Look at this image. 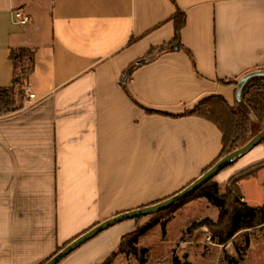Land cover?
<instances>
[{"label":"crops","instance_id":"obj_1","mask_svg":"<svg viewBox=\"0 0 264 264\" xmlns=\"http://www.w3.org/2000/svg\"><path fill=\"white\" fill-rule=\"evenodd\" d=\"M20 48L33 69L20 109L0 116V264H43L97 224L178 193L218 158L216 125L145 108L180 115L212 95L238 104L229 83L264 70V0H0V88L13 86ZM263 161L260 144L216 182ZM254 181L264 196V169L239 183L250 207L244 185ZM137 228L116 224L59 264H104Z\"/></svg>","mask_w":264,"mask_h":264},{"label":"trees","instance_id":"obj_2","mask_svg":"<svg viewBox=\"0 0 264 264\" xmlns=\"http://www.w3.org/2000/svg\"><path fill=\"white\" fill-rule=\"evenodd\" d=\"M175 23V36L172 44H177L180 41L181 30L185 25V15L182 12H178L173 18ZM165 50V48L153 49L150 51L148 56L142 60L140 64L146 63L152 60L154 57L159 55ZM11 60L14 63L15 75L13 80V86L10 88H0V116L9 113V110L2 112L1 107L12 105L14 103L11 100V95L15 91V86L24 82L26 86L28 85L29 77L32 73V68L29 69V73L25 74L23 72L22 76L17 75L18 63L24 60L26 57L30 61H33L34 54L32 51L26 48H20L11 51ZM135 64L131 67L129 73L136 67ZM229 84L237 85L238 82H230ZM243 100L248 108L251 115L247 110L235 104L231 106L227 100L221 95H212L202 99L194 108L185 110L184 113L180 115H172L166 112L153 110L145 108L147 114H158L168 117H185V116H196L203 118L214 125L220 130L222 134V150L218 158L203 171L204 174L213 165H215L219 160L234 152L235 150L243 147L247 144L254 136L259 134L264 130V78L259 77L252 80L246 86L243 92ZM16 108L11 109L12 112L16 111ZM264 145V140L261 142ZM234 164V163H233ZM231 164L230 166H232ZM229 166V167H230ZM227 167V168H229ZM226 168V169H227ZM225 169V170H226ZM264 169V161L254 164L238 173L233 175L226 183L225 193L220 192L219 184L214 180H210L204 185H202L194 193L190 194L185 199L177 202L168 211L179 203L193 197L195 194H199L198 197L206 198L209 203L217 207L219 210V215L216 221L210 218L203 219L199 222H193L188 228H201L207 227L211 233V239L221 246H226L237 233L248 230L256 229L264 225V205L260 207H250L246 202L243 201V195L240 189V181L255 176L260 170ZM224 171V170H223ZM175 195V194H174ZM168 196L164 199L157 200L147 206L159 203L163 200L170 198ZM165 210V211H167ZM164 212V211H161ZM158 212V213H161ZM157 214V213H155ZM142 218V217H140ZM140 218L135 219L139 225ZM158 222H154L149 225L137 228L134 233L125 236L122 239L121 245L118 249L120 252H125L126 254L137 255V250L135 249V244L138 242L139 238L143 236L149 229L157 225ZM128 240V251H123V245L125 241ZM246 247H249V238L246 236ZM60 248L57 253L61 250ZM237 252V258L227 257L228 263L241 264L244 260V255ZM115 254L112 256V258ZM107 260L104 264H110L111 259ZM49 260V259H48ZM47 260V261H48ZM45 263V262H44ZM43 263V264H44ZM173 264H192L188 260H182L179 257L173 258Z\"/></svg>","mask_w":264,"mask_h":264},{"label":"rangeland","instance_id":"obj_3","mask_svg":"<svg viewBox=\"0 0 264 264\" xmlns=\"http://www.w3.org/2000/svg\"><path fill=\"white\" fill-rule=\"evenodd\" d=\"M30 68H32L31 61L26 57L19 61L17 75L22 76L23 72L29 73ZM20 83L15 86L10 98L14 103L1 107L2 112L9 110V113H12L11 109H20L26 100L27 86L24 82ZM214 180L216 181V178ZM244 189L253 207L264 205L263 190L258 182L254 181L253 186L244 185ZM225 190L226 184L220 186L221 193H225ZM198 196L199 194H195L169 211L138 219L139 227L156 221L158 224L139 238L134 246L137 255L118 251L110 264H173V258L176 256L192 264H232L228 263L227 257L237 258L236 251L244 255L245 261L243 260L241 264H264V225L254 230L248 229L237 233L226 246H221L212 240L207 227L188 229L193 222L206 218L216 221L219 215L217 207L209 203L206 198ZM258 197L259 201H255ZM246 236L249 238V248L246 247ZM127 244L128 240L123 245V251H128Z\"/></svg>","mask_w":264,"mask_h":264},{"label":"water","instance_id":"obj_4","mask_svg":"<svg viewBox=\"0 0 264 264\" xmlns=\"http://www.w3.org/2000/svg\"><path fill=\"white\" fill-rule=\"evenodd\" d=\"M172 48L178 49V47L176 46L175 48L174 47ZM259 77L264 78V70L251 72L243 76L237 86L236 97H237L238 104L244 107L250 115L251 113L249 112L243 100V92L246 86L248 85V83H250L255 78H259ZM263 140H264V130H262L259 134H257L253 139H251L243 147L235 150L234 152L230 153L229 155L219 160L215 165H213L209 170H207L199 178L194 180L192 183H190L188 186H186L184 189H182L175 195L171 196L170 198L166 200H163L159 203H156L150 206H145V207H141L135 210L117 214L116 216L97 224L96 226L86 231L85 233L81 234L80 236L72 240L70 243H68L66 246H64L58 253L52 256L44 264H59L62 260H64L74 251L79 249L85 243L92 240L97 235H99L100 233L104 232L105 230L111 228L112 226L116 224L129 221V220H135L137 218L152 215V214L165 211L171 208L177 202L181 201L182 199H185L190 194L194 193L202 185H204L208 181L217 177L223 170H225L231 164L236 162V160H238L240 157L250 152L255 147L259 146Z\"/></svg>","mask_w":264,"mask_h":264},{"label":"built area","instance_id":"obj_5","mask_svg":"<svg viewBox=\"0 0 264 264\" xmlns=\"http://www.w3.org/2000/svg\"><path fill=\"white\" fill-rule=\"evenodd\" d=\"M14 19L18 24H21L22 26L28 25L31 21L30 16L24 14L22 11H15ZM28 97L29 99H34L35 95L33 93H30Z\"/></svg>","mask_w":264,"mask_h":264}]
</instances>
